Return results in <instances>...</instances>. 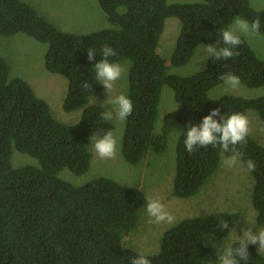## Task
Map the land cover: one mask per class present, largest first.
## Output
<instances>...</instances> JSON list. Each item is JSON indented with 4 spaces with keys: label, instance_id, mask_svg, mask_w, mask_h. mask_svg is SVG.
<instances>
[{
    "label": "trees",
    "instance_id": "obj_1",
    "mask_svg": "<svg viewBox=\"0 0 264 264\" xmlns=\"http://www.w3.org/2000/svg\"><path fill=\"white\" fill-rule=\"evenodd\" d=\"M98 1L110 25L81 34L59 29L26 0H0V35L25 33L47 43L46 68L68 79L63 114L81 112L74 123L55 117L48 101L25 79L11 76L7 60L0 55V264H130L140 253L128 247L125 236L136 226L145 204L143 189L103 175L75 185L62 175L65 168L77 175L90 171L91 135L116 130L114 118H101L109 108L102 102L104 86L96 80L93 68L102 59L103 46L115 49L116 56L109 58L112 62L131 61L126 95L133 112L124 121L121 141L129 163L139 164L151 150L167 149V137L156 130L164 85L173 88L179 108L167 116L175 117L184 132L190 121L199 124L213 108H219L221 115L255 110L264 129V96L209 95L223 83L220 76L229 72L248 87L264 85V59L245 36L241 35L237 55L226 60L208 57L206 67L190 76L169 73L166 60L157 51L169 17L181 21L171 65L182 66L192 59L199 44L219 42L222 46L221 30L237 15L249 22L259 19V33L264 34V8L255 9L250 0ZM88 48L96 51L93 61L87 59ZM96 98L98 102L92 101ZM183 140L181 134L172 191L174 196L189 198L217 170L222 155L218 146L211 145L189 153ZM261 142L249 133L246 143L237 146L243 160L256 164L251 171L250 201L257 226H264ZM14 150L38 159L40 165L15 167ZM244 215L242 209H236L184 218L163 233L160 251L146 256L151 264H215L222 249L221 241L216 240L231 233L218 224L225 219L229 228H236ZM248 252L247 264H264V254L255 245L249 244Z\"/></svg>",
    "mask_w": 264,
    "mask_h": 264
},
{
    "label": "rangeland",
    "instance_id": "obj_2",
    "mask_svg": "<svg viewBox=\"0 0 264 264\" xmlns=\"http://www.w3.org/2000/svg\"><path fill=\"white\" fill-rule=\"evenodd\" d=\"M36 7L47 19L54 23L59 29L74 33L87 34L92 31L108 27L110 23L107 16L101 9L98 0H26ZM202 0H168L169 3L177 2H199ZM255 9L264 8V0H250ZM181 30V21L177 17H169L165 22V29L158 44V53L164 57L169 66V73L190 76L206 67L208 57L202 51L199 44L192 59L185 65H171V57L174 52L178 35ZM245 36V35H243ZM251 43L257 55L264 59V34L245 36ZM48 44L38 41L25 33H17L12 36L0 35V55L3 56L11 70L12 77H21L30 84L34 92L44 98L51 106L55 117L62 116L66 123L73 122L81 116L79 110L65 111L63 114L62 103L68 89V79L62 74L53 73L45 66V55ZM119 64L125 69L121 78L113 83L109 92V98L120 93L128 92V71L131 61L122 60ZM102 102L107 108L113 106L108 103V91L104 87ZM224 94H237L246 98L264 96V85L261 87H248L244 83L238 89L225 91L224 84H219L210 90L209 95L218 98ZM92 101H97L93 99ZM178 103L174 96V90L169 85H164L159 107V116L156 122V130L167 137V149L163 152L150 151L139 164L129 163L121 151V141L124 129V121H116V130L113 133L118 145L117 154L111 159L100 158L94 150L90 171L77 175L68 168L63 171L66 180L75 185H82L94 177L103 175L115 181L132 186L140 187L145 192L146 198L159 199L174 217L172 225L157 224L150 222L144 207H141L138 221L128 236H125V243L136 251L145 255L156 254L162 246L163 233L177 225L184 218H191L219 211H233L242 209L245 214L242 222L236 227V232L231 233L221 241L220 245L227 246L242 235V229L249 227L256 232L258 228L254 218L256 211L251 204V193L254 183L253 175L246 167L240 164L228 166L223 161L231 155L230 151L221 156L217 170L209 177L200 191L190 198H179L173 195L174 175L177 163V143L180 135L175 131H182L181 123L168 113L177 109ZM78 111V115L76 114ZM242 114L249 120V133L261 142L264 137V129L260 117L255 110L249 109ZM61 120V121H63ZM175 130V131H173ZM264 144V142H261ZM12 163L15 167L28 164L40 165L38 159L27 153L14 150ZM248 220V221H247ZM258 248V243L255 245ZM264 254V250H260ZM215 264H218L215 263Z\"/></svg>",
    "mask_w": 264,
    "mask_h": 264
},
{
    "label": "clouds",
    "instance_id": "obj_3",
    "mask_svg": "<svg viewBox=\"0 0 264 264\" xmlns=\"http://www.w3.org/2000/svg\"><path fill=\"white\" fill-rule=\"evenodd\" d=\"M259 32V19L249 22V20L237 15L233 18L229 27L221 30L222 46H218L219 42L203 44L202 51L207 57L226 60L238 54L236 49L243 43L241 35L253 36L258 35ZM95 52L94 49H87V59L89 61L95 59ZM116 54L115 49L105 45L101 50L102 59L93 65L96 80L107 89L108 103L113 106L111 109H107L101 113V118L104 121H111L114 117L119 121H125L133 112V103L126 94L120 93L109 98V92L113 87V83L119 80L125 71L121 64L112 62L109 59L116 56ZM220 79L223 81L225 91L238 89L242 83L241 78L231 72L222 74ZM83 87L87 89L89 87L88 83L84 82ZM217 116L220 117L219 121L214 119ZM60 117L59 115L57 118L59 119ZM175 132L178 135L182 134L184 136L183 144L189 153L195 152L198 148L206 149L209 145L212 147L218 146L222 156H225L226 151L231 152V155L225 156L226 159L223 161L226 165L234 166L240 164L241 167H246L249 172L254 171L256 168L253 160H243V152L237 148L238 145L246 143V138L249 134V120L242 113L232 112L221 115L219 108H213L209 114L203 116L199 124L190 121L186 132ZM90 140L92 141L95 153L100 158L111 159L116 156L118 145L111 130L103 134L97 133L91 135ZM146 201L147 204L144 210L150 218V222L167 225L173 224L174 217L159 199L148 197ZM251 224L249 222V227L243 228L242 235H237V238L232 243L222 246L218 254V264H242V262L243 264H247L249 259V244L256 245L258 243V251L264 250V229L258 228L256 232H253ZM218 227L222 230L237 233L235 226L229 228V223L225 219L218 224ZM209 238L210 242H212L211 237ZM130 264H151V261L141 252L131 258Z\"/></svg>",
    "mask_w": 264,
    "mask_h": 264
}]
</instances>
